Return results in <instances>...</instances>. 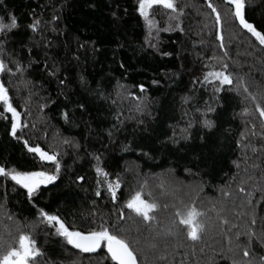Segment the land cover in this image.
<instances>
[{
    "label": "trees",
    "instance_id": "obj_1",
    "mask_svg": "<svg viewBox=\"0 0 264 264\" xmlns=\"http://www.w3.org/2000/svg\"><path fill=\"white\" fill-rule=\"evenodd\" d=\"M174 2L182 13L176 19L159 5L150 13L154 37L156 29H170L159 31L154 48L146 41L137 0H0V21L10 24L14 15L19 25L10 34L0 33V58L12 73L15 61L26 69L23 76L0 74V80L29 125L18 131L17 140L10 135V114L0 118V166H33L24 139L58 151L62 165L57 181L42 186L31 201L26 190L0 177V240L11 242L21 232L33 235L43 253L38 264H108L102 252L81 253L57 237L40 209L85 230L110 218L139 241L144 264H262L264 118L256 108L264 107V49L240 30L223 0L212 3L221 11L224 49L208 0ZM246 15L264 24V0H246ZM35 20L41 21L37 31L29 27ZM223 63L233 84L214 93V85L200 81ZM209 104L216 111L205 115ZM206 118L215 121L213 129L203 126ZM185 134L191 138L181 139ZM97 165L109 173V181H120L115 203L106 183L99 185L101 196L95 195L97 180L104 179ZM45 167L54 171L51 164ZM241 186L245 193H239ZM141 188L144 198L161 206L153 213L156 219L149 224L124 209L125 219L118 221L122 205ZM181 201H195L206 213V233L199 241L187 239L183 225L178 239L165 235L173 219L178 223L174 213ZM244 244L248 258L238 246ZM161 254L167 257L163 261Z\"/></svg>",
    "mask_w": 264,
    "mask_h": 264
},
{
    "label": "snow or ice",
    "instance_id": "obj_2",
    "mask_svg": "<svg viewBox=\"0 0 264 264\" xmlns=\"http://www.w3.org/2000/svg\"><path fill=\"white\" fill-rule=\"evenodd\" d=\"M223 3L228 6V12L231 15L233 21L238 24L242 32L248 34L250 38L254 40V46L258 45L261 49H264V24L258 25L255 22H250L246 15V0H223ZM162 6L164 9L171 10V13L176 14V16H170V19H176L180 14L178 10V5L174 0H137L136 11L139 16L143 18L145 25L148 29L146 36V41L150 47H156V44L152 43L153 39H158L159 31H169V28L156 29V36H153V29L156 25V21L151 17L150 13L154 9V6ZM207 6L211 9V13L214 14L215 26L217 29V39L220 41V48H225L224 37L222 35L223 20L220 9L212 3V0H208ZM115 15V14H113ZM10 24H5L0 21V33L5 35L10 34L11 32L18 29V20L13 15L11 18ZM58 19V18H54ZM41 21L35 20L29 27L33 31L38 30V26ZM178 27V25H177ZM55 30V29H53ZM83 47V45H81ZM227 56V52L224 53ZM164 55H171L170 53H164ZM16 68L15 73H12V69L8 67L4 59L0 58V74L12 73L13 75L19 73L23 76V73L26 71L22 62L15 61ZM30 67V64H29ZM47 68V65H45ZM123 67V65H121ZM229 65L223 63L219 70H211L205 73L203 81L201 83H207L214 85V93H219L224 89L225 85L233 84V75L228 71ZM57 70L50 71L49 75H55ZM82 82L83 78H81ZM153 83H158L153 81ZM60 84H64V80L60 81ZM218 85V86H216ZM140 91H145L144 85L139 86ZM244 91L247 92L248 89L244 88ZM101 95V93H97ZM255 99V97H253ZM188 98H185V103H188ZM81 108L84 105H80ZM199 110V109H198ZM256 110L259 112V116L264 118V107L257 105ZM216 109L210 104L207 105V113L215 112ZM8 114H10V135L17 140L21 137L18 135V131L21 133L23 129L29 127L27 123H24L21 119V112L18 111L17 107L14 106L13 98L10 96L9 88L5 86V83L0 80V118L7 119ZM64 119L69 121L70 117L67 112L64 113ZM142 123V122H141ZM203 126L206 129H213L216 124L215 121L210 119H204ZM35 127V125H32ZM189 128L193 127V124L190 122L188 125ZM186 131V130H185ZM111 135V133H110ZM191 137L188 134H185L181 137L183 140H189ZM202 141L206 137H200ZM171 143L179 144L178 140L170 138ZM64 144H72L73 142L64 139ZM24 147L27 150L28 154H31L33 157L32 167L30 169L18 170L13 167L10 169L5 168V166H0V177L14 182L15 186L26 190L27 198L31 201L34 198L38 197L41 192L42 186L47 187L48 185L54 184L55 181L59 178L61 172V161L59 159L60 153L56 150L47 151L45 148L41 147L39 144L31 145L27 139L23 140ZM78 147V145H76ZM125 150H129V146H125ZM179 150V149H178ZM145 156L148 155L147 152L143 153ZM94 159L97 160L98 165L100 161V156H95ZM200 159V157H197ZM51 164L54 168V171H49L45 165ZM96 166V173L98 176H102L103 181L97 180L98 190L95 195L97 197L101 196V191L99 190V185L101 183L107 184V192L110 194L113 203L117 200V190L120 189L121 184L119 179L114 183L108 180L109 173L103 168ZM237 167L239 165L237 164ZM190 172L191 169H188ZM83 176L77 177V180L80 182L84 181ZM239 193H245L244 187H239ZM230 195V193H225ZM249 196L251 193H247ZM148 195L151 197V193ZM251 204V200L248 202ZM182 208L177 209L174 213V217H178V223L176 219L172 220V227L168 229L165 233L166 236H176L178 239L180 236L179 225L186 227V238L191 241H199L202 239L203 235L206 233V221L204 217L206 213L199 210L196 207L195 201L190 204H184L181 201ZM160 204L155 198L146 199L144 198L143 188L141 190L135 191L131 196L126 200L122 205L121 209L117 213V220L123 221L125 219L124 209H127L134 215L142 219L144 222L149 224L153 222L156 217L153 213L157 212L160 208ZM175 207V205H173ZM0 208H3V205H0ZM39 215L43 221H46L47 224L54 229V233L57 237H60L64 240L67 245H70L72 248L79 250L81 253H98L102 252L104 254V260L108 261V264H144L147 260V257H144V260H141L143 255L142 250L137 246L139 241H133L129 239L126 230L119 226L118 223L110 222V218L105 220L101 218V222L95 224L93 227L88 229H79L74 227L72 224H69L65 218H62L58 214H50L44 209L39 210ZM11 219V217H9ZM131 218V217H129ZM223 223L227 224L228 221L224 220ZM252 224H255L256 221L253 219ZM250 237H254L255 233H250ZM237 241H239V234L236 235ZM231 242V241H230ZM251 240H249V243ZM242 248L243 257L248 258L250 256V250L246 244L238 245ZM153 248H156V245H152ZM165 249V253H166ZM201 251H203L201 249ZM232 249H229L231 252ZM43 255L42 251L37 245L35 237L27 233H19L14 239L9 241L0 240V264H38V258ZM166 254L159 255L158 259L160 261L165 260ZM262 264H264V258H261ZM233 264H236V261L233 260ZM249 264H252V260H249Z\"/></svg>",
    "mask_w": 264,
    "mask_h": 264
},
{
    "label": "water",
    "instance_id": "obj_3",
    "mask_svg": "<svg viewBox=\"0 0 264 264\" xmlns=\"http://www.w3.org/2000/svg\"><path fill=\"white\" fill-rule=\"evenodd\" d=\"M22 114V113H21ZM21 119H22V115H21Z\"/></svg>",
    "mask_w": 264,
    "mask_h": 264
},
{
    "label": "rangeland",
    "instance_id": "obj_4",
    "mask_svg": "<svg viewBox=\"0 0 264 264\" xmlns=\"http://www.w3.org/2000/svg\"><path fill=\"white\" fill-rule=\"evenodd\" d=\"M151 246H152V244H151Z\"/></svg>",
    "mask_w": 264,
    "mask_h": 264
}]
</instances>
